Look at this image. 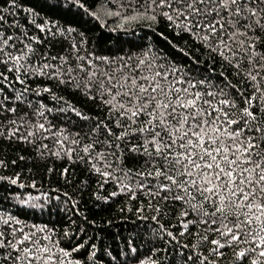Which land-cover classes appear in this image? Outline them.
I'll use <instances>...</instances> for the list:
<instances>
[{
	"label": "snow or ice",
	"instance_id": "1",
	"mask_svg": "<svg viewBox=\"0 0 264 264\" xmlns=\"http://www.w3.org/2000/svg\"><path fill=\"white\" fill-rule=\"evenodd\" d=\"M0 264H264V0H0Z\"/></svg>",
	"mask_w": 264,
	"mask_h": 264
}]
</instances>
